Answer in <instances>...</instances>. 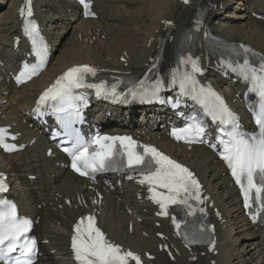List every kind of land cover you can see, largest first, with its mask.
Instances as JSON below:
<instances>
[{
    "label": "bare ground",
    "instance_id": "obj_1",
    "mask_svg": "<svg viewBox=\"0 0 264 264\" xmlns=\"http://www.w3.org/2000/svg\"><path fill=\"white\" fill-rule=\"evenodd\" d=\"M93 1L98 14L95 19L81 18L79 7L72 0L34 1L35 15L51 42L52 54L38 78L17 88L6 78L7 71L15 68L16 52L11 44L18 30L15 9L20 0H0V125L11 124L12 131L19 132L17 141L26 143L20 152L0 153V170L13 183L7 192L9 197L18 201L24 214L36 220L34 232L46 240V244H41L43 256L35 264H71L67 249L71 224L87 212H97L99 224L112 241L141 255L145 251L154 253L146 264H210L211 259L215 264H264V227L242 217L225 169L209 150L201 145L188 150L167 137L162 112L157 110L162 111L161 108L154 109L153 116L141 112L137 121H124L122 114L108 119L103 117L102 108L93 117L96 123L109 126L111 132L134 133L143 142L161 147L196 172L209 195L207 202H213L209 211L217 236L215 255H201L204 249L199 248L189 254L175 245L178 251L171 261L164 251L157 250L159 244L174 242L168 221L154 217L156 207L145 199L140 185L122 179L120 186L112 181L113 189L97 184L103 198L100 204H93L87 181L70 173L61 164L65 163L61 155L52 153L47 157L45 151L52 146L48 135L35 123L32 129L27 125V110L33 105L38 88L63 69L87 62L101 69L138 71L153 56L156 41L163 36L164 21L183 27L195 6L202 3L212 5L207 22L216 34L248 43L264 53V0H191L189 5L177 0ZM258 15L262 19L256 18ZM120 57H125V62ZM170 60L171 54L166 50L163 64ZM210 73L212 81L222 82L213 71ZM229 88L233 93L238 85L232 83ZM94 106L86 113L91 114ZM110 108L115 114L119 111ZM157 232L165 233L167 240L157 238Z\"/></svg>",
    "mask_w": 264,
    "mask_h": 264
},
{
    "label": "snow or ice",
    "instance_id": "obj_2",
    "mask_svg": "<svg viewBox=\"0 0 264 264\" xmlns=\"http://www.w3.org/2000/svg\"><path fill=\"white\" fill-rule=\"evenodd\" d=\"M79 3L86 16L94 15L89 10V0H79ZM32 15V0H25L20 16L23 17V33L31 42L35 62L23 64L16 76L17 83L38 75L48 59V46L38 24L31 19ZM233 55L242 57V62L228 60L225 67L236 73L248 85V92L258 98V102L250 109L257 126V131L253 133L241 128L237 114L211 86L199 85L196 75L202 69L198 59L181 56L178 64L185 66L184 70L181 71L179 67L172 70L168 87L178 85L179 95L198 104L203 116L210 117L217 127V142H209V146L213 149L220 147L219 154L241 190L244 207L249 210L252 220L256 221L258 218L264 219V55L244 45L234 50ZM254 57L259 59H252ZM98 71L88 64L69 67L44 90L37 101L36 111L39 114H43L42 109H48L60 119L71 141V147L63 149L71 158V168L79 175L92 179L97 173L108 171L134 173L127 178L136 179L139 184L147 186L149 199L159 207L157 215L167 217L170 211L184 212L183 219H178L176 215L170 218L177 234L182 235L187 244H208L213 249L215 241L211 239V233L214 228L211 225L201 223L198 227L189 226L187 217H195L197 213L206 215L205 208L199 207L206 198H202L201 185L187 167L152 145L138 143L131 136L97 134L90 143H86L73 128L80 118L82 107L88 104L87 93L79 90L94 89L98 98L127 103L129 95L132 99H159V93L165 87L161 78L150 83L146 78L132 84L126 93L119 92L118 85L124 81L110 86L103 80L90 82V78L96 77ZM178 104L179 99L173 106ZM188 121L184 127H173L171 136L177 141L204 142L205 121L197 115L189 116ZM9 137L8 130L0 128V146L13 151L16 145L7 143ZM10 138L15 139V136ZM7 187L6 177L0 173V193L6 192ZM31 228L32 221L18 215L14 202L0 199V255L9 256L10 264H34L37 241L28 235ZM71 248L77 264H143L136 252L109 240L92 215L81 217L74 225ZM17 252L19 254L14 258L10 256Z\"/></svg>",
    "mask_w": 264,
    "mask_h": 264
},
{
    "label": "rangeland",
    "instance_id": "obj_3",
    "mask_svg": "<svg viewBox=\"0 0 264 264\" xmlns=\"http://www.w3.org/2000/svg\"><path fill=\"white\" fill-rule=\"evenodd\" d=\"M233 4H234V3H233ZM223 13H224V12H223ZM139 116H140V115H139ZM139 116H138L137 118H140ZM137 120H139V119H137Z\"/></svg>",
    "mask_w": 264,
    "mask_h": 264
}]
</instances>
